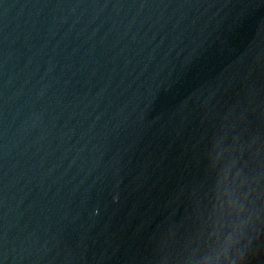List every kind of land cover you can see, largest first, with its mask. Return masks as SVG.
I'll return each mask as SVG.
<instances>
[{"label":"water","instance_id":"1","mask_svg":"<svg viewBox=\"0 0 264 264\" xmlns=\"http://www.w3.org/2000/svg\"><path fill=\"white\" fill-rule=\"evenodd\" d=\"M0 264H264V0H0Z\"/></svg>","mask_w":264,"mask_h":264}]
</instances>
